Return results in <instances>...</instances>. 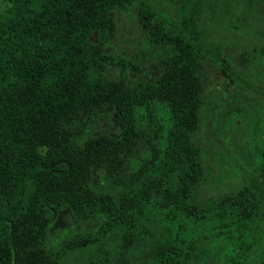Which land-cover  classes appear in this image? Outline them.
I'll return each instance as SVG.
<instances>
[{
  "label": "trees",
  "instance_id": "trees-1",
  "mask_svg": "<svg viewBox=\"0 0 264 264\" xmlns=\"http://www.w3.org/2000/svg\"><path fill=\"white\" fill-rule=\"evenodd\" d=\"M221 1L249 13L264 7L176 0L174 16L156 0H0V264H63L104 239L106 254L92 264H114L116 255H135L150 224L165 231L156 245L146 241L148 264H246L264 215V174L249 168L220 195L196 194L207 64L228 61L211 32L226 27L217 30L207 12ZM128 11L164 51L146 80L129 79L142 68L111 51L114 14ZM240 78L251 95L253 78ZM211 103L219 115L226 105L234 138L249 127L234 122L224 93ZM63 216L72 230L98 223L61 239L53 233Z\"/></svg>",
  "mask_w": 264,
  "mask_h": 264
},
{
  "label": "rangeland",
  "instance_id": "rangeland-1",
  "mask_svg": "<svg viewBox=\"0 0 264 264\" xmlns=\"http://www.w3.org/2000/svg\"><path fill=\"white\" fill-rule=\"evenodd\" d=\"M175 1L156 0V3L159 6L162 5L169 15L176 16L177 2ZM217 4L214 8L215 11H207L212 14V21L209 22L210 20H208V22L219 31H223V27H226L225 32H220L219 35L214 30V27L211 26L212 30L208 27L209 24L206 26V32L211 30L219 38L223 54L227 57V62L231 69H235L240 73L251 72L252 78H256V80L253 79V83L256 86L264 83V71L261 70L264 65V7H261L260 11L249 13L247 11H236V9L227 8V3L222 1L217 2ZM207 12L203 15L204 18L207 17ZM241 12L246 15V21L245 19L243 20V16H240V21L242 22L243 20L245 24L239 23L240 21L236 20L235 16ZM114 15L117 28L112 39V54L126 53L130 60L142 68L141 72L137 70L129 71L127 74L129 79H148L149 75L154 74L153 63L163 56L164 51L160 47L148 42L132 11L116 12ZM259 57H262V60ZM256 60L261 61V67H259V64L257 66L254 65ZM221 64L219 66L212 65L211 63L207 64L210 74L205 85V105L200 114V128L195 135L197 144L204 149V175L196 187L197 198L201 200L209 196L220 195L225 189L245 181L250 176V169L248 167L254 168L260 175L264 174V158H261L260 150L255 148L258 137L257 129L253 127L247 130L245 128H236L238 133L234 138L229 129L224 127V107L226 105L223 107L222 114L220 115L216 109L212 108L211 102L219 97L225 84L228 83L227 80L221 82L226 77ZM246 91L250 90H244L243 86H240L234 92L224 93V99L230 103V109H236L235 106L241 108V110L250 109L249 105L252 103V95L244 96V93L247 94ZM213 93L216 96H213ZM249 93L251 94V92ZM253 114L256 119L257 112L255 109ZM98 127L101 130L111 128L108 123H101ZM221 136H228V138L223 140ZM226 144L228 147H226ZM219 151H221L220 154ZM234 154L240 156V161L235 160ZM144 214L149 215V210ZM144 222L148 223L147 221ZM97 223L92 220L84 228L72 230L69 228L70 222L63 216L56 221L53 234L61 239H73L75 236H82L88 232H92ZM162 226L155 228L153 224H150L147 228L148 234L140 237L139 243L135 244V255L132 257L116 255L114 264H148L147 258L151 252V245L146 241L150 239L156 245L163 237L165 231ZM139 233L142 235L140 228ZM256 241L254 247L249 251V258L246 264H264V215L257 229ZM214 248L219 252L224 246L220 243ZM105 254L106 239L86 249H78L75 252L64 255L63 264L98 263Z\"/></svg>",
  "mask_w": 264,
  "mask_h": 264
},
{
  "label": "flooded vegetation",
  "instance_id": "flooded-vegetation-1",
  "mask_svg": "<svg viewBox=\"0 0 264 264\" xmlns=\"http://www.w3.org/2000/svg\"><path fill=\"white\" fill-rule=\"evenodd\" d=\"M259 59L262 60V57H259ZM256 63H254L255 66H257V64H259L261 61L257 60L255 61ZM222 69H223V73L225 74V78H223L221 80V82H223V80H227L228 83L225 84L224 89L221 91V93H228V92H234L238 87L243 85L244 90H252V88L248 85V84H242L241 83V76H248V77H252L251 76V72L250 73H240L238 71H236L235 69H231L230 65H228L227 62H222ZM253 68V67H252ZM255 70V67H254ZM253 70V71H254ZM261 70L264 71V65L262 66ZM256 80V78H253ZM237 81V82H236ZM236 82V83H235ZM254 81H252L253 83ZM254 84V83H253ZM255 85V90L251 91V95H252V103H250L249 107L250 109H245V110H241V108H238L237 106H235L236 109H232L236 112V115H234L235 123H244L246 126H249L246 128V130L249 128H256L258 131V137H257V144L255 145L256 149L260 150V156L261 158H264V91L262 90L264 88V83L256 86ZM247 93V91H246ZM244 96H246V94H244ZM228 108V107H227ZM254 109L257 112V117L255 119V116L253 114ZM253 110V111H252ZM240 111V112H238ZM226 114V113H225ZM254 154V153H253ZM257 156V154H255ZM259 157V156H258ZM257 165V163H255ZM250 168V167H248Z\"/></svg>",
  "mask_w": 264,
  "mask_h": 264
}]
</instances>
